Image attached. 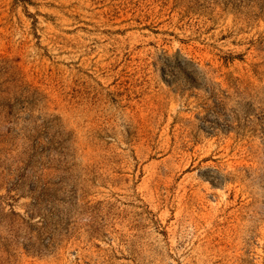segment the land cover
I'll return each mask as SVG.
<instances>
[{"label": "rangeland", "instance_id": "obj_1", "mask_svg": "<svg viewBox=\"0 0 264 264\" xmlns=\"http://www.w3.org/2000/svg\"><path fill=\"white\" fill-rule=\"evenodd\" d=\"M0 264H264V0H0Z\"/></svg>", "mask_w": 264, "mask_h": 264}]
</instances>
